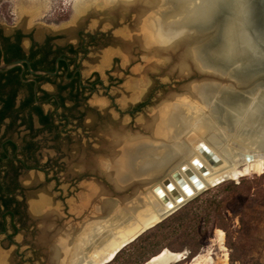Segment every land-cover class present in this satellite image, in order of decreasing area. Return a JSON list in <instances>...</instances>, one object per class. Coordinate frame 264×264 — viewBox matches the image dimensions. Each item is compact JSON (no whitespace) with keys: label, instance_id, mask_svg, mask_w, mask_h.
<instances>
[{"label":"bare ground","instance_id":"obj_1","mask_svg":"<svg viewBox=\"0 0 264 264\" xmlns=\"http://www.w3.org/2000/svg\"><path fill=\"white\" fill-rule=\"evenodd\" d=\"M243 1L116 0L114 3H107L110 6L120 4L127 8H136L133 15L134 29L128 33L124 31L127 36V39H123L124 44L121 47L124 62L130 61L128 54L125 55L131 53L128 42L136 40L147 51L145 57H142L146 60L144 71L154 70L158 65L171 64L172 67L167 72H176L179 81L184 82L201 75L199 80H196L200 82L186 84L179 89L180 93L166 95L141 123L139 132H128L123 127H113L117 126L114 124L101 133L98 142L101 144L103 156L101 160L97 157L87 159L89 163L86 164L90 168L101 166L102 172L94 171L101 178L111 182L112 186L105 188L100 183L95 184L85 194V185L82 193V196L86 195L83 197L85 204L81 203L80 207L78 205V211L75 213L81 211L78 215H84L81 223L86 222L88 203L103 208V213L97 217H88L89 223L95 225L87 230L79 229V238L73 241L71 247H63V244L60 246L58 242H66L70 228L66 225V229L54 230L50 237V264H98L142 227L150 225L159 216L167 213L169 210L154 193V188L159 186L165 196L173 202L162 183L163 178L170 181L184 200L191 199L183 195L182 190L170 177L174 171H178L185 179V175L180 171L182 165L188 166L201 181L204 189L215 186L224 177L238 180L247 175L264 172V153L261 156L256 155L257 148H264V88L257 86L246 92L243 100L233 99L228 105L225 104L228 99L223 92L224 89L240 88L230 75H239L246 70V65L241 60V52L237 48L245 46L249 49L248 36L240 29L235 31L236 26L232 25L226 30V46L220 50V55H205L200 49L193 50L192 45L189 47L192 25L209 18L214 8H210L209 4H214L215 7H229L232 3L233 7L241 8ZM179 43L184 49L175 51ZM157 46L160 47L159 51ZM211 81L219 83L218 91L208 90L206 85L212 83ZM222 110L227 111L229 117H222ZM215 113L219 116H215ZM174 126L177 135H180L178 137L172 135ZM199 143L211 154L214 162L196 148ZM180 159L181 163L166 175L167 169L178 164ZM192 159H196L207 173L201 174L191 164ZM84 168L80 167L82 171L86 170ZM185 180L195 196L198 192L189 180ZM129 186L134 187L129 189ZM75 213L74 215L78 216ZM44 222L48 227V221ZM71 225L75 227V224L69 226ZM73 233L75 235L74 228ZM216 234L221 243L223 231L216 230ZM45 237V234L41 236L42 241ZM160 252L162 253L155 259L165 261L184 255L167 249ZM170 253L175 255H169ZM207 259L199 254L193 257L190 264H207ZM223 264H228L226 253Z\"/></svg>","mask_w":264,"mask_h":264},{"label":"rangeland","instance_id":"obj_2","mask_svg":"<svg viewBox=\"0 0 264 264\" xmlns=\"http://www.w3.org/2000/svg\"><path fill=\"white\" fill-rule=\"evenodd\" d=\"M114 1L116 0L0 1V28L3 33L20 29L23 33H31L36 41L42 40L46 34L53 37L59 36L53 40L58 44H75L78 31L96 36L89 46V53L82 62V73L84 77L95 73V77L102 82V86H97L95 93L88 99L87 104L90 110L83 117L82 127L80 126L73 133V139L76 140L74 145L78 146L79 156L87 153L99 160L103 156L99 143L100 136L107 128L116 124L117 126L113 127H123L128 132H139L141 123L150 116L153 108L163 101L166 95L180 93V88L199 80L191 76V79L181 82L175 77L161 74L157 69L146 72L141 59L142 54L138 53L137 49L126 53L130 61L124 62L119 42L121 38L127 39L124 33L127 29L133 30L135 22L132 21L133 15H129L127 19L121 17L117 19L107 13L110 6L107 3L111 4ZM23 44L25 47L28 46L25 40ZM239 74L242 75L241 72ZM211 82L206 85L208 90L218 91L219 83ZM139 103H143L140 109L132 112ZM215 114L219 116L218 113ZM175 129L174 126L173 137L180 136L177 135ZM181 160L177 161L178 164L170 166L166 175L178 166ZM60 163L62 167L58 173L61 181L59 185L44 184L39 174L32 175L23 182L22 189L25 194L24 201L28 219L19 227L18 233L12 237L11 242H8L5 236L0 235V264H45L46 258L34 245L38 237V228L41 225L36 221L35 216L38 215L36 213L45 207L50 209L53 216L52 221L47 223L50 232L58 228L66 229V225L69 227L70 224L81 225L84 215H78L81 211L78 214L75 213L78 211L77 206L85 204L86 200L83 197L89 189H92L91 186L95 184L106 186L103 185V179L94 171L101 170V166L90 168L83 164V168L88 170L85 172V170L80 171L75 168L69 170L68 166L73 163L67 165L66 157H63ZM240 179L242 178L226 182L233 181L237 184ZM243 179L244 182L237 192L230 193L228 189L220 190L218 186H215L207 188L194 197L197 198L198 203L222 198L220 217L224 219L236 246V249L232 251L236 261L231 262V249L225 244V233L217 226L220 218L213 217L210 226L201 225L199 227V230L205 232L207 237L197 255L208 258L207 264H223L225 253L228 264H253L254 259L264 264V172L247 175ZM84 188L85 196H82ZM83 210L88 212L86 222L84 221L85 230H87L95 225L89 223L88 217L101 215L103 208L100 209L98 205L88 203L86 210L85 208ZM56 214L62 217L61 221H57ZM216 230L224 233L222 244L218 240ZM50 237H45L44 241L49 240ZM192 259L187 264H190Z\"/></svg>","mask_w":264,"mask_h":264},{"label":"flooded vegetation","instance_id":"obj_3","mask_svg":"<svg viewBox=\"0 0 264 264\" xmlns=\"http://www.w3.org/2000/svg\"><path fill=\"white\" fill-rule=\"evenodd\" d=\"M95 37L78 31L75 44H58L53 40L59 36L46 34L36 41L31 33H23L20 29L3 33L0 28V63L16 60L29 63V68L24 64L23 68L16 66L0 72V200L8 196L22 203L19 214L12 220L18 230L28 219L22 189L25 179L39 174L44 184L57 186L61 182L58 173L63 157H66L67 165L73 163L68 166L69 170L80 171L83 163L87 165V159L92 158L87 153L78 155L73 133L82 127L83 117L90 110L88 99L97 86H102L95 73L88 77L82 73V62ZM14 45L19 47V56L12 58L11 47ZM6 101L12 103L10 108L5 106ZM141 105L143 103L136 105L132 112ZM56 216L57 221H61V217ZM84 225L85 222L69 226L67 240L58 241L60 246L71 247L79 235L78 230H85ZM11 232L8 224L5 232L0 230V235L11 242L8 238Z\"/></svg>","mask_w":264,"mask_h":264},{"label":"water","instance_id":"obj_4","mask_svg":"<svg viewBox=\"0 0 264 264\" xmlns=\"http://www.w3.org/2000/svg\"><path fill=\"white\" fill-rule=\"evenodd\" d=\"M241 8H235L233 7L232 3L229 4V7H214L211 12L210 16L207 20H203L200 22H196L192 25V32H191V42L189 43V47L191 45L193 46L192 49H200L201 52L205 55H220V50L224 49L226 46V30L229 29V26L232 27V25L236 26V30L240 29L242 30L246 36H248L249 39V49L244 47H239L238 50L241 56L242 63L245 66L246 70L242 72V75L239 74L240 77L237 75H230V77L233 79L234 83L237 84L240 88H236L234 90L232 89H224L223 92L228 100H226V103L232 102L234 100H243L244 94L250 90H253L257 86H261V88H264V0H244L242 2ZM126 8L127 10H124L123 8ZM136 8L131 6L128 8L124 5H111L107 9V13L113 15L115 18L121 17L122 19H127L129 15H134ZM123 13V14H122ZM134 22V18L132 19ZM130 29V28H129ZM131 31V30H130ZM129 30L127 29V33ZM131 34V33H130ZM118 39V38H117ZM118 41V40H117ZM138 42V43H137ZM120 45L123 47L124 41L123 38L120 39ZM128 47L131 48V51L133 49H137L138 53L142 54V57H145L147 54V51L142 47L139 41H132L128 42ZM179 46H176L175 51H181L184 49L183 45L177 44ZM133 46V47H132ZM158 47V51L160 50V47ZM142 59V62L145 63L146 60ZM217 58V57H216ZM24 64L29 68V63L25 60H16L9 63H0V72L7 71L11 68H14L16 66L24 67ZM171 64L168 65H158L156 69L161 74H166L170 77H175L177 81H179L178 74L175 72L168 73L167 71L170 70ZM35 74H44V72H32ZM246 73L247 75H245ZM196 74V73H195ZM201 76V75H200ZM199 75H196V79L200 78ZM264 104V98H262ZM225 105V106H227ZM223 111L222 117H229L228 112ZM225 112V113H224ZM264 113V110H263ZM264 118V117H263ZM264 122V120H263ZM196 148L203 153L206 157H208L211 162H214V160L211 158V154L206 152L204 150V147L202 144H198ZM256 151L257 156H261L264 153V148H257ZM191 164L194 165L201 174H206V169L196 160L192 159ZM180 171L185 175V179L189 180V182L194 187L195 191L198 193L201 191H204L203 184L201 181L195 176V174L188 168L186 165H182L180 167ZM85 172H87L85 170ZM171 179L178 185V187L182 190L183 195H185L187 198H194L197 194L194 196V192L190 189L188 184L186 183V180L184 177L178 172L174 171L170 175ZM163 178V177H162ZM103 187H111L112 183L103 178ZM227 180H235V179H226L224 177L220 181L216 183L215 186L227 181ZM165 188L170 193L173 202H171L164 194L162 189L159 186H156L154 188V193L157 194L159 199L162 201V203L166 206V208L169 210L167 213L159 216L157 220H155L153 223H151L148 226L142 227L137 233L132 235L125 243H123L118 249L114 250V252L107 257L105 260H101L98 264H107L109 261L114 258V256L125 246L133 242L135 239H137L141 234H143L148 229L154 227L156 224L160 223L164 219H166L168 216L173 214L175 211L180 209L183 205H185L189 200H184L182 195L175 189V187L170 183V181L167 178H163L162 181ZM212 186V187H215ZM134 186H129V189H132ZM209 188V187H208ZM174 203L176 204V207H174ZM52 212L49 208L45 207L38 213L37 216H35L36 221L40 222L41 225L38 228L37 235L38 237L34 241L35 247L41 250V253L46 258L45 264H50L49 259L51 255V239L47 241H42L41 236L45 234V236L48 238L52 234L50 232V229L45 224L44 220L46 221H52ZM34 220L33 218H31ZM168 250V249H167ZM162 252L158 253L157 255L151 257L149 260H147L144 264H175L179 262L180 260L184 259L187 255L186 252H183L184 255H181V257H178L176 259L170 258L165 259V261L161 259H155L157 258ZM182 254V253H181ZM169 255H175V253H170ZM182 258V259H180Z\"/></svg>","mask_w":264,"mask_h":264},{"label":"trees","instance_id":"obj_5","mask_svg":"<svg viewBox=\"0 0 264 264\" xmlns=\"http://www.w3.org/2000/svg\"><path fill=\"white\" fill-rule=\"evenodd\" d=\"M11 50L14 53L12 58L19 56V47L17 45L12 46ZM6 61H9V59L7 58ZM11 105L10 101L5 102V106L8 108ZM37 112L39 113L38 110ZM243 178L237 184H234L233 181H225L217 186L220 190L228 189V192L234 193L241 188V184L244 182ZM12 188L14 189L15 187L13 186ZM222 203V198L218 200L209 199L203 203H198L197 198L192 199L122 248L112 261L107 264H144L150 257L157 255L164 248H168L172 252H186L185 258L175 264H187L202 249L204 240L207 237L205 232L199 230V227L201 225L210 226L213 217L220 218L217 226L224 231L225 244L231 249L230 261L235 262L236 259L232 251L236 249V246L228 232L224 219L220 217ZM21 205V202H16L12 197L8 196L0 200V230L5 232L6 226L9 224L12 228V232L8 236L10 240L19 231L15 228L12 220L13 216L19 214ZM8 217L9 223L7 222ZM253 264H260V261L254 259Z\"/></svg>","mask_w":264,"mask_h":264},{"label":"snow or ice","instance_id":"obj_6","mask_svg":"<svg viewBox=\"0 0 264 264\" xmlns=\"http://www.w3.org/2000/svg\"><path fill=\"white\" fill-rule=\"evenodd\" d=\"M209 7L212 8V7H215V5L214 4H209Z\"/></svg>","mask_w":264,"mask_h":264}]
</instances>
